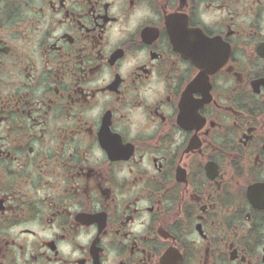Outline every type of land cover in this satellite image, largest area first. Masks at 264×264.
Here are the masks:
<instances>
[{
	"label": "flooded vegetation",
	"instance_id": "flooded-vegetation-1",
	"mask_svg": "<svg viewBox=\"0 0 264 264\" xmlns=\"http://www.w3.org/2000/svg\"><path fill=\"white\" fill-rule=\"evenodd\" d=\"M113 251L264 264V0H0V264Z\"/></svg>",
	"mask_w": 264,
	"mask_h": 264
},
{
	"label": "clouds",
	"instance_id": "clouds-1",
	"mask_svg": "<svg viewBox=\"0 0 264 264\" xmlns=\"http://www.w3.org/2000/svg\"><path fill=\"white\" fill-rule=\"evenodd\" d=\"M144 15V13H141L137 11L136 13L133 14L132 19H131V25L130 27H134L137 17ZM205 20L207 19V15L204 16ZM164 91V85H160V92L163 93ZM154 97H149V103L153 102ZM141 110H137V113H139ZM133 119H137V116H134ZM139 119L143 120V117H139ZM150 131V129L148 130ZM96 234V228L93 227L88 233H84L81 231V233L76 237V242L80 245L87 246L93 239V237ZM107 243V241H105ZM60 250L63 254H65L66 258H76L81 255V253L78 250H74L72 244L70 243H63L60 245ZM116 253L115 251L110 253L109 256V264H113L114 259H115Z\"/></svg>",
	"mask_w": 264,
	"mask_h": 264
}]
</instances>
